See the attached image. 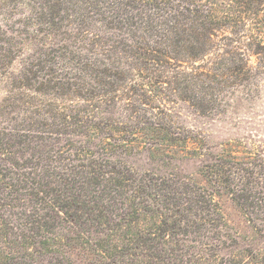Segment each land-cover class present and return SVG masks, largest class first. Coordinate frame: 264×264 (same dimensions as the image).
<instances>
[{"label": "trees", "instance_id": "16d2710c", "mask_svg": "<svg viewBox=\"0 0 264 264\" xmlns=\"http://www.w3.org/2000/svg\"><path fill=\"white\" fill-rule=\"evenodd\" d=\"M0 86V264H264V157L171 110L263 94L264 0H0Z\"/></svg>", "mask_w": 264, "mask_h": 264}, {"label": "rangeland", "instance_id": "374dc122", "mask_svg": "<svg viewBox=\"0 0 264 264\" xmlns=\"http://www.w3.org/2000/svg\"><path fill=\"white\" fill-rule=\"evenodd\" d=\"M5 90L0 86V101ZM174 119L180 125L202 135L210 145L230 142L238 145L239 149L257 152L264 157V92L259 97L238 99L237 104L225 113L202 115L185 102L171 105ZM135 166L141 170L157 171L161 168L157 163L146 158L136 160ZM197 164L191 165V171L196 170ZM220 211L223 214L231 235H251L253 229L241 216L240 212L226 197L218 199ZM261 234L264 235V230ZM255 237H259L255 234ZM264 245V240L262 241ZM2 244H0L1 246ZM74 264H102L91 254H79L77 250L67 253Z\"/></svg>", "mask_w": 264, "mask_h": 264}]
</instances>
